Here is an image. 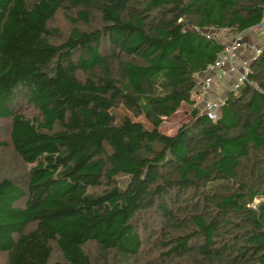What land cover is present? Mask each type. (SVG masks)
<instances>
[{"label":"trees","instance_id":"1","mask_svg":"<svg viewBox=\"0 0 264 264\" xmlns=\"http://www.w3.org/2000/svg\"><path fill=\"white\" fill-rule=\"evenodd\" d=\"M263 4L0 0V149L23 165L0 176L5 264H141L145 246L156 264H264V41L214 120L157 127L192 103L215 32Z\"/></svg>","mask_w":264,"mask_h":264},{"label":"built area","instance_id":"2","mask_svg":"<svg viewBox=\"0 0 264 264\" xmlns=\"http://www.w3.org/2000/svg\"><path fill=\"white\" fill-rule=\"evenodd\" d=\"M248 33L264 34V4L258 23L232 33L223 42L215 60L196 75L191 97L199 99L201 111L208 119L214 120L217 117L220 106L226 101L227 91L233 90L244 81L249 61L259 52V45L245 40V35ZM235 60H239L237 67L234 65ZM222 76H226L227 81H222Z\"/></svg>","mask_w":264,"mask_h":264},{"label":"rangeland","instance_id":"3","mask_svg":"<svg viewBox=\"0 0 264 264\" xmlns=\"http://www.w3.org/2000/svg\"><path fill=\"white\" fill-rule=\"evenodd\" d=\"M54 25L59 30V33L61 36L64 37V35L68 32L70 28V24L66 22L64 18H62L61 15H57L56 19L54 20ZM217 35V38H219L221 41L224 42L226 38H229L231 36L230 33H227L226 30H218L215 32ZM230 35V36H229ZM253 34H246L245 40L250 42H255L252 40ZM257 38L256 42H261V37H255ZM250 39V40H247ZM259 40V41H258ZM226 41V40H225ZM255 42V43H256ZM235 67L239 66V60H235L234 63ZM233 77L235 78V73L233 74ZM192 103H182L179 108L170 116L164 117L162 119V122L157 126L161 132L164 134H172L178 126H180L182 123L187 122L189 120V109L192 107H197L201 111V102L198 98L191 97ZM25 113H30L31 110L28 107H25L24 109ZM110 112L113 114V117L116 122H119L124 117H130L131 119L141 121L145 126H149L148 123L141 117H132L128 111H126L122 106L112 108ZM8 125V122L2 120L0 121V139L4 138L3 136L6 135V126ZM23 165L20 163V161L17 159V157L14 155V153L11 151V149L8 146H5L4 148L0 149V176H2L4 173H6V176H15L16 174H20L22 172ZM90 244L87 245V248H90ZM143 252L140 256V261L143 264V260H149L150 263L156 264L158 260L155 257V253L152 250L147 249V246L143 248ZM140 263V262H139ZM0 264L4 263V258L0 255Z\"/></svg>","mask_w":264,"mask_h":264},{"label":"crops","instance_id":"4","mask_svg":"<svg viewBox=\"0 0 264 264\" xmlns=\"http://www.w3.org/2000/svg\"><path fill=\"white\" fill-rule=\"evenodd\" d=\"M253 36H254V37L252 38V40H254L255 42L257 41V38H255V37H261V42H259V43H258V42H256V43H255V42H251V43H255V44H257V45L260 46V45L262 44V42L264 41V34H253ZM226 39H227V38H226ZM226 39H225V40H226ZM247 40H250V39H247ZM258 41H259V40H258ZM247 42H250V41H247ZM221 80H222V81H224V80L227 81V77H226V76H222V77H221ZM183 103H184V102H183ZM181 104H182V103H181ZM181 104H180V105H181Z\"/></svg>","mask_w":264,"mask_h":264}]
</instances>
